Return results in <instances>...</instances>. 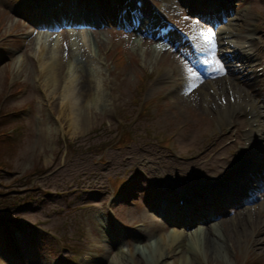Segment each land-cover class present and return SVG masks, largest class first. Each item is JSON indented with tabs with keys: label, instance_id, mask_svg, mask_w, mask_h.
<instances>
[{
	"label": "rangeland",
	"instance_id": "rangeland-1",
	"mask_svg": "<svg viewBox=\"0 0 264 264\" xmlns=\"http://www.w3.org/2000/svg\"><path fill=\"white\" fill-rule=\"evenodd\" d=\"M15 1L19 3L23 0ZM235 4L237 12L234 19L240 16V10L248 8L238 21L241 24L238 31H243L245 25L253 30L263 26L264 0H235ZM0 5L6 6L5 1L0 0ZM181 12L177 7L171 10L176 20L196 31V22L199 21L191 17L188 11L186 15L189 19L185 20ZM9 13V7L5 11L0 10V19H5V14ZM15 21V17L5 21L4 33L16 31L15 24L11 26ZM259 21L261 25L257 27ZM47 32L52 33L40 31L33 36L26 50L24 43L27 41L17 42L13 36L5 38L0 44L11 56V59H0V68L9 62V65L0 69V101H3L4 110L16 108L18 111L10 112L9 119L1 123L5 129L0 127V131L11 133L12 139L9 140H13V144H0V157L5 158L13 169L12 174L0 173V201H9L5 197L7 194L19 193L6 191L15 182L14 177L28 175L18 181L24 190L18 194L22 200L6 206L0 204V217H11L26 225L23 226L26 231H15L22 243V246L14 248L17 256L7 243L6 231L0 232V264H115L119 253L126 254L121 260L122 264H185L182 248L194 251L192 264H264V246H258V252H251L250 248L248 255L250 233L256 226L242 225L239 213L227 215L232 219L227 222L228 225L217 227L220 232L216 237L221 235L223 241L222 249L218 252L220 255L215 256L211 250L206 252L198 249L196 252V247L202 245L203 239L198 238L197 244L191 246V232H201L207 226L197 222L192 228L183 229L184 240L176 244L174 256L150 260L144 245H153L158 235L165 233L168 237L177 230L148 206L151 194L166 193L168 190L166 187H155L153 182L158 180L160 183L168 177L178 176L175 178L178 187L180 182L190 180L194 182L190 187L198 189L201 187V178L212 180L208 176L207 165L218 164L220 158L227 154H218L223 145L211 152L205 150L216 146L221 138L219 135L230 129L231 125L218 122L220 103H193L194 97H190L188 92L172 90L171 78L174 74L169 71V64L180 65L173 59L171 50L163 54V51H157L155 44L143 42L136 33L132 36L123 32L113 34L107 28L94 33L84 32V35H88V41L82 43L76 36L78 33L70 40L71 58L67 62L72 71L69 73L75 75L77 65L85 63L93 70L94 89L81 103L43 104L42 96L36 90L37 83L33 82L35 76L31 58L39 63L32 55L36 52L35 42L44 40ZM256 33L264 43V31ZM63 38L61 35L59 39ZM82 45L90 48L88 51L93 53L95 60L92 61L86 55ZM111 45V50L119 46L121 54L125 52L126 58L122 64L119 55L113 57ZM225 49L222 48L219 53ZM62 50L60 47L58 54ZM108 51L106 58L105 52ZM212 55L213 58L218 57ZM12 70L14 73L23 72L15 76ZM164 72L170 79L158 82V76ZM9 74L12 81L26 80L28 83L20 84L29 85L27 92L16 94V84L10 83ZM218 75L222 79L231 77L222 72ZM154 77L155 80L152 79ZM177 77L179 75L175 73ZM6 80H9L8 85ZM254 81L249 78L240 80L239 84L242 90H249L256 95ZM71 88L76 90L74 82ZM199 89H208L213 95L211 97L217 94L204 82ZM95 91H99V94L93 100ZM3 93L5 96L2 98ZM73 97L79 101L75 93ZM259 98L260 95L254 96V102H258ZM124 127L135 131L134 141L128 145L120 142L117 135L120 130L123 132L126 129ZM232 130H236V127ZM167 138L171 142L166 143ZM194 139L196 145L193 144ZM237 149L243 153L239 146ZM124 152L131 156H124ZM97 153L103 154L102 160H98L101 156H97ZM203 153L205 159L198 158L191 164L178 163L192 161L196 154ZM149 163L154 168H147ZM174 165L176 172L173 173L162 168ZM122 166H125L129 180L144 175L141 185L126 202L114 197L107 179L108 172L114 174ZM43 167L48 170H42ZM217 169L221 172L219 174L225 173L224 166ZM180 171L183 176L177 175ZM30 200L34 202L30 204ZM5 210H8L7 213H4ZM118 217L131 227L122 225ZM23 249L26 250V262L20 257ZM73 251L76 253L73 254ZM138 255L142 260L137 258Z\"/></svg>",
	"mask_w": 264,
	"mask_h": 264
},
{
	"label": "bare ground",
	"instance_id": "bare-ground-1",
	"mask_svg": "<svg viewBox=\"0 0 264 264\" xmlns=\"http://www.w3.org/2000/svg\"><path fill=\"white\" fill-rule=\"evenodd\" d=\"M168 1L173 2V3L184 2V3H186L187 6H190L193 8L199 6V3H200V0H168ZM211 1L214 2L215 0H211ZM193 2H194V5H193ZM210 5H212V4H210ZM94 6H95V4H93L91 7H87V9H89V11H91L94 8ZM96 6H97V9H101V12L103 14H106L107 17H109V18L112 16V14L114 12V8L111 7L110 5H96ZM193 8H192V10H194V11L199 10L198 8H196V9H193ZM126 10H128L127 14H131V11L129 10V8ZM168 10H169V6L165 5L163 12H166ZM247 11H248V8L245 7L243 10L239 11L238 15H240V17H243ZM161 15H163V13H161ZM113 17L111 18V20L116 21L113 19ZM99 20L100 21L103 20L102 16L99 17ZM137 23H140V21L139 20L137 21L136 19H134L132 26L136 27ZM237 25H238V23H237ZM234 26H235V23H234V21H232L230 23L229 29L234 30L235 29ZM222 35H223V42L226 41L225 44L227 45L226 46L228 49L227 51H231L229 48H233L232 52H228V54H227L228 57H231V58L235 57L238 60H241V56L245 57L244 54H242V53H245L244 44L249 43L248 40H246V41L244 40L241 43V40H242L241 38L239 40H236V38L231 39L230 37L235 36L234 31H226V32H223ZM152 38H154V35L152 36ZM230 43H233L234 46L229 47ZM176 48H177V46L174 47V49H176ZM236 48H237V50H236ZM242 49H244V50H242ZM158 52H160V50ZM163 52L166 53V50L164 49ZM183 54H185L187 57H191V55L189 53H183ZM69 55L70 54L65 53L66 57ZM88 56H89V54H88ZM247 58H249V57L247 56ZM181 60L184 61L183 59H181ZM67 67H69L70 69H67ZM70 70H71V66L69 65L68 62H66L62 58V56H59L55 59L53 57H51V63L49 64V66L48 67L46 66L45 68L40 70V73L45 75V87L47 88V90L50 91L49 93L46 94V97L44 98L45 101H47L48 103H81V101H83V98L87 97L88 94L94 89L95 80H94L93 75H92L93 70H91V68L89 66L85 65V63L78 64L77 65V72L75 75H71L69 73ZM81 76H82V80H81ZM190 76L192 78L191 74H190ZM194 81H197V79H194ZM73 82L77 86L76 90H73L71 88V84ZM180 83H182L181 80L177 79V84L180 85ZM232 84H234L236 86L235 82L231 81L230 78L224 77L223 79H218L215 82V84H208V86L210 88H212L213 91H215L217 93V94H215L214 97H211L213 95H211V92H209L208 89H202L200 91V89H198V88H195L194 90L189 91L188 95H190V97H194V98H192L193 103L194 102L198 103L200 101L213 103L214 100L216 101V100H218V98H225V99L231 98L232 95L236 92V89L232 88ZM74 93L78 96L79 101H76V97L74 100V97H73ZM98 94H99V91L94 92L93 100L96 97V95H98ZM91 101L89 103H91ZM261 130L262 129H260V131ZM250 134L251 133H249L247 135H250ZM249 163L252 164L251 165L252 167L250 169V178L256 177L255 174H258V170L264 171V168L262 166H258V165H260L259 161H255L253 163L249 162ZM183 199H184V203H183L184 205L179 206V205H172V203L169 202L166 198H164V199L159 198V199H156V200L151 202V209L154 210L155 208H166L170 212V214L172 215L173 219L175 221H179V224L183 225V226L187 225L186 223L188 222V218L196 217V218L192 219V222L189 225V227H192L193 225H191V224L194 221H196V219H201V216L196 211L190 210L191 208H189L187 210H186V208H187V206H189V207L195 206L198 203L200 205V204H202V202L198 198L196 199L195 197L194 198H189V197L187 198V196H184ZM175 217H178V218H175ZM243 219H244V217H240V220H239V222L242 225H244ZM232 222H234V221H232ZM222 224H223V226L228 225L227 223H222ZM222 224H221V226H222ZM219 232H220V230L217 229V225L214 224V225H211V226L207 227L206 229L202 230L201 232L191 233V236L189 238V240H191V242H192L191 246L194 247L197 244L198 238L203 239L202 245H198V247H196V252L198 249H203L206 252L211 250V252H214L215 256L216 255L218 256V255H220V253H218V252H219V250L222 249V246H223V241L221 240V238H222L221 235L216 237V234ZM260 233H261V231H260ZM182 239H184V236L178 230L172 231L168 237L165 236V233H162V235H158V237L155 240L153 245H144V249H145L144 251L149 252L150 257H151L150 260H152V261L158 260L159 257L165 258L167 256H173L176 253V244L178 242H180V240H182ZM258 246H264V240H260V239L255 240V244L252 248L253 252H258ZM168 252H170V253H168ZM181 253L183 254V262L185 264H192L191 258L193 257L192 253L194 255V251H192L190 248H186V249L182 248ZM123 256H126V254H124V253L120 254L119 253L117 260H114L115 264H122L123 261H121V260L123 259ZM137 258L142 260V258H140V255H138Z\"/></svg>",
	"mask_w": 264,
	"mask_h": 264
},
{
	"label": "snow or ice",
	"instance_id": "snow-or-ice-1",
	"mask_svg": "<svg viewBox=\"0 0 264 264\" xmlns=\"http://www.w3.org/2000/svg\"><path fill=\"white\" fill-rule=\"evenodd\" d=\"M185 20L189 19L188 16L184 17ZM198 23V22H196ZM198 37L202 39V41L207 44L211 48H215V33L211 28L208 29H201L198 33ZM217 71H223L222 67L216 69ZM192 76H195L196 73L192 71L191 68L187 70Z\"/></svg>",
	"mask_w": 264,
	"mask_h": 264
}]
</instances>
